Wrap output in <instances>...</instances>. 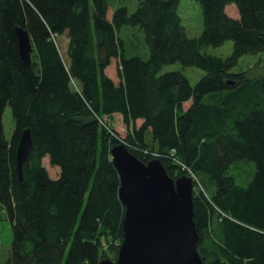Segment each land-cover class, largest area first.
I'll use <instances>...</instances> for the list:
<instances>
[{
    "label": "trees",
    "instance_id": "1",
    "mask_svg": "<svg viewBox=\"0 0 264 264\" xmlns=\"http://www.w3.org/2000/svg\"><path fill=\"white\" fill-rule=\"evenodd\" d=\"M199 1L204 29L191 38L181 0H140L134 12L120 6L111 18L109 0H0V208L13 229L7 264H100L104 242L124 239L111 147L123 143L148 162V135L170 176L194 179L204 263L264 264V74L233 71L244 55L264 52V0ZM126 25L144 32L148 58L127 56ZM17 26L31 36V66L20 58ZM65 34L68 60L57 42ZM228 40L229 57L207 52ZM175 63L205 74L193 85L182 71L161 73ZM28 128L33 147L21 182L16 153Z\"/></svg>",
    "mask_w": 264,
    "mask_h": 264
},
{
    "label": "water",
    "instance_id": "2",
    "mask_svg": "<svg viewBox=\"0 0 264 264\" xmlns=\"http://www.w3.org/2000/svg\"><path fill=\"white\" fill-rule=\"evenodd\" d=\"M21 60L32 65L29 33L15 27ZM33 147L31 129L23 131L16 153L19 180ZM120 175V198L125 205L124 241L118 258L100 264H205L198 251L199 233L194 220V181L183 174L170 176L159 158L145 162L123 143L111 147Z\"/></svg>",
    "mask_w": 264,
    "mask_h": 264
},
{
    "label": "rangeland",
    "instance_id": "3",
    "mask_svg": "<svg viewBox=\"0 0 264 264\" xmlns=\"http://www.w3.org/2000/svg\"><path fill=\"white\" fill-rule=\"evenodd\" d=\"M139 2L140 0H109L108 17L111 18L114 10L120 6H127L129 12L132 13L137 9ZM228 9L231 15H236V9L234 5L229 7ZM179 14L182 18V23L186 28V33L188 37H197L202 33L204 29V22L202 6L199 0H181L179 5ZM120 36L124 39L127 56L139 54L144 58L149 57L150 52L145 42V35L144 32L140 29V27L126 25L122 27L120 31ZM57 42L59 44L64 59L68 60V36L65 34L60 37H57ZM206 50L211 54L227 58L233 53V41L228 40L222 46L208 47ZM172 70L182 71L190 79L193 85L196 84L197 81L205 74V72L198 67H184L180 63L165 65L161 70V73ZM233 71H245L249 74V76H259L261 74H264V52H261L259 54L244 55L239 59V63L237 66L234 67ZM108 72L110 75L114 76V78H118L116 66H111ZM212 95L213 94L206 95L204 99L206 101H209ZM188 105L189 104H187V106ZM3 121L5 128V136L7 139H10L15 129V121L12 115V110L9 106L5 109ZM113 122L117 132L122 137H125L127 134V129L122 121V117L117 116ZM148 143L149 150H153V154H150L151 152L148 153V155L151 156L150 160L158 158L156 157V150L158 149V145L154 142V139L151 135H148ZM44 163L49 168L52 175H58V171H60L59 167L51 166L48 159H46ZM123 241L124 239L121 241L115 238L114 240L109 241V243L107 241L104 242L106 247L105 251L103 249V259L108 258L112 261H116L118 258L119 249ZM12 242V225L7 217L5 210L0 208V264H7L11 254Z\"/></svg>",
    "mask_w": 264,
    "mask_h": 264
},
{
    "label": "bare ground",
    "instance_id": "4",
    "mask_svg": "<svg viewBox=\"0 0 264 264\" xmlns=\"http://www.w3.org/2000/svg\"><path fill=\"white\" fill-rule=\"evenodd\" d=\"M192 178V177H191ZM193 179V178H192ZM193 181H194V179H193Z\"/></svg>",
    "mask_w": 264,
    "mask_h": 264
}]
</instances>
